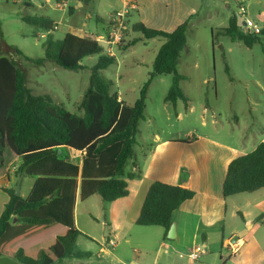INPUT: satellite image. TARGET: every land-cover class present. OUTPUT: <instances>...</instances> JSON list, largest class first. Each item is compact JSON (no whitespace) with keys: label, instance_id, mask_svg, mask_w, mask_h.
I'll use <instances>...</instances> for the list:
<instances>
[{"label":"rangeland","instance_id":"obj_1","mask_svg":"<svg viewBox=\"0 0 264 264\" xmlns=\"http://www.w3.org/2000/svg\"><path fill=\"white\" fill-rule=\"evenodd\" d=\"M57 2L0 0V56L14 58L20 63L28 77L26 86L34 94L49 95L69 112L82 114L80 104L90 85V68L96 64L98 56L85 58L82 61L84 68L79 71H69L48 62L37 65L27 61L26 57H45L43 43L48 34L23 22L22 17L47 16L56 28L55 40L63 38L67 32L96 37L104 34L111 15L122 7V2L91 0L84 3L81 10L76 9V3L71 1L65 10H60L56 7ZM137 5L140 10L129 15L131 26L124 45L142 37L141 33L132 29L136 22L172 32L184 21H189L187 44L177 66L178 73L185 77L180 88L189 103L182 100L176 105L165 103L173 84V75L155 77L146 97L145 120L140 123L137 151H141L140 146L152 143L151 135L154 133L168 139L193 130L196 136L211 134L223 139L233 131V127L237 131L243 127L251 136L246 142L247 146H240L239 153L245 155L251 152L254 144L264 138V133L261 136L258 133L257 138L252 135L264 127V37L249 48L242 41H233L225 34L230 18L239 12L236 0H137ZM245 6L250 19L264 23V0H245ZM44 33L46 36L40 37ZM163 42V38L141 39L128 50L117 52V62L103 71V75L114 82L112 91L117 92L128 105H133L140 97L142 86L153 71V62ZM16 48L22 50L24 55H19ZM73 160L78 161L79 158ZM9 161L10 157L7 156ZM15 166L9 168L14 170L10 173L11 186L16 188L20 180V193L27 198L35 178H19L18 166ZM245 195H238L235 200ZM132 199L133 196L107 203L97 195L80 202L77 220L88 235L78 237L77 249L89 252L90 257L63 259L55 264H134L132 258H136L135 255L142 257V264H191L187 258L190 252L183 246H175L172 240L164 241L160 226L138 227L133 224L132 229L127 227L122 232L130 230L133 242L126 244L120 238L115 240L114 234L118 233L117 228L124 214L129 218L132 215L124 201ZM137 203L138 200H135L134 205ZM227 222L240 224L230 212ZM106 229L110 231L108 236H105ZM255 232L244 234L241 239L249 240ZM255 236L257 240H263L261 234ZM108 239L115 240L117 246L102 252L101 247ZM221 245V239H213L206 248V255H201L194 264H234L238 258L231 249L226 246L222 248Z\"/></svg>","mask_w":264,"mask_h":264},{"label":"trees","instance_id":"obj_2","mask_svg":"<svg viewBox=\"0 0 264 264\" xmlns=\"http://www.w3.org/2000/svg\"><path fill=\"white\" fill-rule=\"evenodd\" d=\"M236 17L230 18L225 34L251 48L264 37V30L260 34L246 33L237 26ZM22 19L48 33L43 43L45 57H26L27 61L37 65L53 63L69 71L83 69L82 61L89 56H98V61L90 68V85L79 108L82 114H75L49 95L34 94L26 86L28 77L20 63L0 56V180L9 175L10 166L16 162L20 163L19 178H35L27 198L16 195L14 187L5 189L10 200L0 217V258L13 259L18 264H55L63 259L90 257L89 252L77 249V239L83 235L75 219L78 196L82 202L94 195H100L107 203L116 202L129 195L128 181L141 177L137 136L140 123L145 120L149 86L155 77L173 75L165 103H189L180 88L185 77L177 71L187 44L189 21L172 32L149 28L142 22L132 26L142 37L122 44L120 51L128 50L141 39L163 38L164 42L140 97L128 105L112 91L114 82L103 75L117 59L106 56L93 37L67 32L55 40L56 30L47 16ZM15 51L24 55L19 48ZM65 147L84 152L81 166L67 160ZM129 166L135 170L128 171ZM263 188L264 142L230 162L223 194L227 198ZM194 197L195 192L186 187L153 181L135 224L160 226L163 240L171 241L168 233L173 213ZM221 246L224 247L223 241Z\"/></svg>","mask_w":264,"mask_h":264},{"label":"crops","instance_id":"obj_3","mask_svg":"<svg viewBox=\"0 0 264 264\" xmlns=\"http://www.w3.org/2000/svg\"><path fill=\"white\" fill-rule=\"evenodd\" d=\"M75 8L83 9L84 3H77ZM136 10L138 12L139 7ZM261 25H264V23ZM120 99L123 100L121 97ZM260 128L262 129L256 130L252 135L256 137L259 133V136H261L264 133V127ZM246 131L247 128L240 127V130L237 131L233 127V131L223 139L211 134L196 136L193 130L182 136H171L168 139H163L158 133L152 134V143L140 146V152L136 149L139 155L137 164L141 177L128 181L129 195L120 199L126 200L133 196L132 200L124 201L125 206L129 208L128 211L132 212V215L129 218L127 214H124L117 228L118 233L114 234L115 239L120 238L126 244L134 241L130 230L125 233L122 232L127 227L132 229L139 216L150 184L158 180L168 185H180L195 192V197L192 200L184 202L173 213L175 237L170 239L172 244L179 247L183 246L191 253L198 246H206L207 248L213 239L217 238L221 239V244L223 241V245L231 251L232 249L237 250L236 253L232 251L233 255L238 258L234 264H264V188L246 194L243 198H237V200L235 198L238 195L226 198L223 194V183L225 182L228 166L232 160L244 155L239 153V148L242 144L247 146L246 142L250 140L251 134H247ZM262 142H264V138L259 143L254 144L252 151ZM148 146H150V150H147ZM63 153L69 162L81 166L84 152H76L65 147ZM247 154L245 153V155ZM73 158H79V160L74 161ZM12 165L19 167L20 163L16 162ZM134 170L132 166L128 167V171ZM13 171V169H9V175L0 180V184H3L0 187V193H2L0 194V216L3 207L10 200L5 189L13 188L10 174ZM96 196L94 195L86 201ZM135 200H138V203L134 205ZM230 201H232L231 205ZM80 202L82 201L78 196L75 208L76 224L83 235H88L85 233L86 230L80 228L77 220V208ZM229 212L240 221V224L227 222ZM244 229H247L245 235L256 230L255 233L261 234L263 240H257L255 234L249 240L240 239L232 244L231 241ZM107 230L109 235L110 231ZM226 235L228 236L226 237ZM252 241H254L253 244H251ZM230 243L233 248L229 247ZM135 256L136 258H132L134 264H142V257ZM124 257L126 256L124 255ZM189 262L194 264L197 260H190ZM0 263L17 264L13 259L4 257L0 258Z\"/></svg>","mask_w":264,"mask_h":264},{"label":"built area","instance_id":"obj_4","mask_svg":"<svg viewBox=\"0 0 264 264\" xmlns=\"http://www.w3.org/2000/svg\"><path fill=\"white\" fill-rule=\"evenodd\" d=\"M80 3L81 0H58L56 7L60 10H65L68 7L69 2ZM122 7L116 9L115 12L111 15L110 21L108 23V31L106 34L97 35L93 37L95 42L102 47L103 52L106 56L115 57L118 60V53L120 51V46L124 44L128 38V31L130 28L129 15L134 12L137 8V0H121ZM239 12L237 16L241 18L244 22L243 30H247V33L251 34H260L264 30V25L256 22L253 19H250L248 16L247 7L245 6V0H236ZM56 30V28L54 27ZM48 34V33H47ZM46 34H42L40 37L44 38ZM120 97V96H119ZM121 100V99H120ZM116 240V239H115ZM113 239H108L106 243L101 247L102 252H106L111 247H116L117 242ZM229 247L233 248V245L230 243ZM233 253H236L237 250L232 249ZM206 246H198L187 255L188 259L191 261H196L203 254H206ZM180 257H183L182 254H179Z\"/></svg>","mask_w":264,"mask_h":264},{"label":"water","instance_id":"obj_5","mask_svg":"<svg viewBox=\"0 0 264 264\" xmlns=\"http://www.w3.org/2000/svg\"><path fill=\"white\" fill-rule=\"evenodd\" d=\"M236 18H237V26L242 29L243 26H244V22H242L240 17L237 16ZM245 32L247 33L246 29H245ZM15 193H16V195H19V196L21 195V193H20V180L17 183V187H16ZM174 230H175V225L173 224L171 229L169 230L168 239H173L175 237ZM246 231H247V229H244L243 231L239 232L237 234V236L231 241V243L235 244L238 240H240L244 236ZM107 235H108V230L106 229L105 230V236H107Z\"/></svg>","mask_w":264,"mask_h":264}]
</instances>
